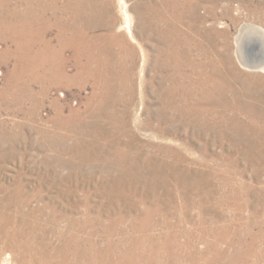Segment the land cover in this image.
<instances>
[{
  "label": "rangeland",
  "instance_id": "1",
  "mask_svg": "<svg viewBox=\"0 0 264 264\" xmlns=\"http://www.w3.org/2000/svg\"><path fill=\"white\" fill-rule=\"evenodd\" d=\"M81 1L0 0V264H264V0Z\"/></svg>",
  "mask_w": 264,
  "mask_h": 264
},
{
  "label": "bare ground",
  "instance_id": "2",
  "mask_svg": "<svg viewBox=\"0 0 264 264\" xmlns=\"http://www.w3.org/2000/svg\"><path fill=\"white\" fill-rule=\"evenodd\" d=\"M26 1V0H25ZM28 1V0H27ZM30 1H32V0H30ZM35 2H38L39 0H34ZM54 3H53V5H56L57 4V1L58 0H52ZM84 0H82L81 2H83ZM161 1H163V2H168V1H172V2H174V4H177V2H178V0H161ZM30 3V2H29ZM66 3V2H65ZM30 4H32V3H30ZM67 4V3H66ZM70 4V3H69ZM78 4H80V3H78ZM88 4H89V1H88V3H87V6L84 8V10H82V9H80V8H83V4H81V5H76L77 7H80V8H78L79 10H77L76 11V14H75V16L74 15H71V16H69V18H68V20L67 21H76V20H78V19H83L84 18V16H82L83 14L84 15H86V16H88L85 12L87 11V10H85V9H88ZM93 4V3H92ZM63 5H64V1H63ZM68 5V4H67ZM85 5V4H84ZM99 5V4H98ZM30 6H32V5H30ZM72 6H74V5H72ZM93 6H95V5H93ZM104 6V5H103ZM98 7V6H97ZM6 8V7H5ZM59 8V7H58ZM62 8V7H61ZM76 8V7H75ZM91 8H93V7H91ZM95 8V7H94ZM93 8V9H94ZM99 8V7H98ZM108 8L109 7H107V12H108V14H109V11H108ZM33 9V8H32ZM55 9V8H54ZM66 9V8H65ZM71 9V8H70ZM72 9H73V7H72ZM93 9H92V12H93ZM37 10V9H36ZM43 10V9H42ZM69 10V9H68ZM66 12H67V10H65ZM98 11V10H97ZM96 11V12H97ZM52 12V11H51ZM57 12V11H56ZM37 13V12H36ZM71 13H72V11H71ZM70 13V14H71ZM89 13V12H88ZM94 13V12H93ZM104 13H106V12H104ZM55 14V13H54ZM1 15V14H0ZM91 15H93V14H91ZM97 15V14H96ZM21 16V15H20ZM41 16H43V17H45L44 15H38V16H36V17H41ZM98 16V15H97ZM104 16V15H103ZM107 16V15H106ZM24 17V16H23ZM99 17V16H98ZM110 17V16H109ZM20 18V17H19ZM34 18V17H33ZM53 18H54V20L58 23L59 22V20L55 17V15H53ZM21 19V18H20ZM25 19V18H24ZM35 19H37V18H35ZM89 19V18H88ZM91 19V18H90ZM101 19H102V17H101ZM54 20H52V21H54ZM92 20V19H91ZM99 20V19H98ZM12 21V20H11ZM54 21V25L55 26H58L57 25V23ZM97 21V20H96ZM158 21V20H157ZM0 22L1 23H3L4 22V19H1L0 20ZM29 22V21H28ZM83 22V21H82ZM100 22H101V20H100ZM24 23V22H23ZM22 23V24H23ZM32 23V22H31ZM90 23V22H89ZM81 24V23H80ZM87 25V24H86ZM91 25V24H90ZM103 25V24H102ZM15 27H17V26H15ZM21 27V26H20ZM25 27V26H24ZM26 27H27V25H26ZM31 27V26H30ZM91 27H92V25H91ZM90 27V28H91ZM94 27V26H93ZM81 28V27H80ZM83 28H85V27H83ZM96 29V28H95ZM246 29H248V28H246ZM245 29V30H246ZM15 30V29H14ZM31 30V29H30ZM85 30V29H84ZM244 30V31H245ZM34 31V30H33ZM94 31V30H93ZM14 32H16V31H14ZM83 32V31H82ZM91 32V31H90ZM242 32V31H241ZM256 32V31H255ZM255 32H253V33H255ZM43 33V32H42ZM80 33V32H79ZM84 33V32H83ZM257 33V32H256ZM255 33V34H256ZM17 34V33H16ZM21 34V33H20ZM26 34V33H25ZM65 34V31L63 30V29H61V31H60V37H62L63 35ZM68 34V33H67ZM80 34H82V33H80ZM241 34V33H240ZM244 34V33H243ZM242 34V35H243ZM29 35V34H28ZM78 35V34H77ZM257 35V34H256ZM19 36V35H18ZM36 36H37V34H36ZM85 36V34H83V37ZM5 37V36H4ZM10 37H12V36H10ZM34 37V36H33ZM32 37V38H33ZM77 37V36H76ZM171 37V36H170ZM257 37H259V35L257 36ZM24 38V37H23ZM86 38H88V37H86ZM96 38V37H95ZM109 38V37H108ZM15 39V38H14ZM19 39H20V37H19ZM26 39V38H25ZM91 39V38H90ZM13 40V39H12ZM29 40V39H28ZM33 40V39H32ZM45 40V39H44ZM84 40V39H83ZM86 40V39H85ZM255 40V39H254ZM8 41V40H7ZM27 41V40H26ZM65 40H59L58 41V46L60 47L61 46V49H62V47H63V42H64ZM94 41V43H95V40H93ZM109 41V40H108ZM259 41H264V39L262 40V38H261V40H259ZM39 42H41V41H39ZM52 42V41H51ZM97 42V41H96ZM16 43V42H15ZM238 43H239V41H238ZM246 43V42H245ZM264 43V42H263ZM17 44V43H16ZM28 44V43H27ZM40 44V43H39ZM41 44H42V46L44 47V48H48V49H51L50 51H51V54H55V53H53V47H51V44L49 43V42H45V41H42L41 42ZM97 44V43H96ZM112 44V43H111ZM21 45V44H20ZM16 46V45H15ZM34 46V45H33ZM55 46V45H54ZM85 46H88V44H87V42H83V47H85ZM242 45H240L239 44V48L242 50V47H241ZM247 46V45H246ZM262 46V45H261ZM29 47V46H28ZM248 47H250V46H248ZM15 48V47H14ZM97 48V47H96ZM258 48V47H257ZM43 49V48H42ZM56 49H57V47H56ZM59 49V48H58ZM82 49V48H81ZM85 49H87L86 47H85ZM164 49V48H163ZM262 49H263V53H262V55H263V57H262V60L264 61V48L262 47ZM49 51V52H50ZM56 51V50H55ZM59 51V50H58ZM83 51V50H82ZM129 51V50H128ZM247 51V50H246ZM15 52H18V53H21V49H20V47H18V49L16 48V50H15ZM91 52V51H90ZM59 53V52H58ZM82 53V52H81ZM95 53V52H94ZM243 53H245V52H243ZM247 53V52H246ZM84 54V53H83ZM47 55V54H46ZM82 56V55H81ZM91 56V55H90ZM179 56V55H178ZM177 56V57H178ZM244 56V55H243ZM46 57V56H45ZM64 57V56H63ZM134 57V56H133ZM87 58V57H86ZM96 58V57H95ZM21 59V58H20ZM29 59V58H28ZM46 59V58H45ZM44 59V60H45ZM0 60H2V59H0ZM35 60V59H34ZM174 60V59H173ZM242 60V62H243V59H241ZM259 60H260V58H259ZM20 61V60H19ZM22 61V60H21ZM30 61V60H29ZM37 61V60H36ZM41 61V60H40ZM263 61H261V62H263ZM8 62V61H7ZM24 63H25V61H23ZM31 62V61H30ZM86 62V61H85ZM134 62V61H133ZM3 63H4V61H3ZM6 63V62H5ZM47 63H48V61H47ZM50 63V62H49ZM81 63V62H80ZM89 63H90V61H89ZM89 63H87V64H89ZM94 63V62H93ZM19 64V63H18ZM38 64V63H37ZM43 64V63H42ZM61 64V60H57L56 58H55V56L54 55H52V59H51V64H49L50 66L51 65H54L55 67L57 66H59ZM64 64V63H63ZM86 64V65H87ZM97 64V63H96ZM107 64V63H106ZM249 64V63H248ZM48 65V66H49ZM93 65V64H92ZM104 66H105V64H103ZM108 65V64H107ZM124 65V64H123ZM254 65V63L251 65V66H253ZM20 66V65H19ZM27 66V65H26ZM39 66V65H38ZM45 66V65H44ZM88 66V65H87ZM102 66V65H101ZM247 66V65H246ZM249 66H250V64H249ZM248 66V67H249ZM22 67V66H21ZM37 67V66H36ZM46 67V66H45ZM94 67V66H93ZM165 67V66H164ZM262 67H264V66H262ZM15 68V67H14ZM47 68V67H46ZM45 68V69H46ZM88 68V67H87ZM87 68H85V69H87ZM100 68V67H99ZM29 69V68H28ZM33 69H34V67H33ZM52 69H53V67H52ZM89 69H93V68H89ZM14 70V69H13ZM19 70V69H18ZM59 70V69H58ZM25 71H27L26 70V68H25ZM55 71V70H54ZM88 71H90V70H88ZM11 72V71H10ZM17 72V71H16ZM56 72V71H55ZM59 72V71H58ZM95 72V71H94ZM27 73V72H26ZM61 73H62V71H61ZM111 73V72H110ZM22 74V73H21ZM60 74V73H59ZM58 74V75H59ZM18 75V74H17ZM24 75V74H23ZM93 75V74H92ZM16 76V75H15ZM12 77V76H11ZM17 77V76H16ZM50 77V76H49ZM52 77V76H51ZM57 77V76H56ZM63 77V76H62ZM132 77V76H131ZM20 78V77H19ZM46 78V77H45ZM58 78V77H57ZM96 79V78H95ZM94 79V80H95ZM130 78H128V80H129ZM132 79V78H131ZM10 80V79H9ZM68 80V79H67ZM21 81V80H20ZM43 81V80H42ZM9 82V81H8ZM56 82V81H55ZM59 82H60V80H59ZM62 82V81H61ZM12 84H13V82H12ZM16 84V83H15ZM58 84V83H57ZM10 85V84H9ZM109 85V84H108ZM130 85V84H129ZM57 86V85H56ZM16 87V86H15ZM49 87V86H48ZM53 88V87H52ZM14 89V88H13ZM2 91V90H1ZM99 93V92H98ZM4 98V97H3ZM111 100V99H110ZM55 101V100H54ZM125 103V102H124ZM129 116V115H128ZM121 121V120H120ZM137 121V120H136ZM126 124V123H125ZM153 126V125H152ZM121 127V126H120ZM74 129V128H73ZM109 132V131H108ZM111 135V134H110ZM2 218V217H1ZM6 223V222H5ZM8 225L9 224H11V223H7ZM1 227V226H0ZM1 229V228H0ZM5 233V232H4ZM29 234V233H28ZM13 235V234H12ZM14 236V235H13ZM13 236H10V240H13L14 239V237ZM24 236V235H23ZM18 237H20V236H18ZM138 239V238H137ZM222 239V238H221ZM19 240V239H18ZM134 240V239H133ZM20 241V240H19ZM144 242V241H143ZM21 244H22V242H21ZM27 245V244H26ZM139 244H137V245H135V247H133V249L132 248H128V249H126V250H124V251H119L118 252V255L116 254V256H117V259H116V264H140V263H138V261H137V258H140L139 256H135L134 254L136 253V252H134L133 250L135 249V251H138L137 249L140 247V245L138 246ZM143 245V244H142ZM25 246V245H24ZM29 247V246H28ZM79 247V246H78ZM165 247V246H164ZM26 248V247H25ZM115 248V247H114ZM119 248V247H118ZM160 248H163L162 246L160 247ZM160 248H158V253L155 255H152V256H150L151 258H155V257H159L160 255H159V251H161L160 250ZM111 249V248H110ZM148 249V248H147ZM147 249L145 248V251H147ZM155 249V248H154ZM152 250V249H151ZM150 251V250H149ZM248 251H249V249H248ZM74 252L76 253V251L74 250ZM113 252V251H112ZM157 252V251H156ZM243 253H244V251H242ZM250 252V251H249ZM148 253V252H147ZM147 253L146 252H144V255L146 256L147 255ZM153 253V252H152ZM30 254H32L33 255V251H31V253ZM58 254V253H57ZM63 254H64V252H63ZM61 255H62V253H61ZM82 255H83V253H82ZM84 255H86V254H84ZM143 255V256H144ZM246 255V254H245ZM244 255V256H245ZM35 256V255H34ZM43 256V255H42ZM64 256V255H63ZM144 256V259H146L147 261H148V263L147 264H154V263H152V261L153 260H151V259H149V257H145ZM248 256H250V255H247L246 257H248ZM32 257V256H31ZM94 257V256H93ZM141 257H142V255H141ZM210 257V256H209ZM243 257V255H241L240 253H238V254H233L231 257H229V256H226L225 255V253H216L215 255H214V257H212L211 258V260H209L208 262H206L205 264H241L240 262L242 261V258ZM35 258V257H34ZM37 258V257H36ZM44 258V257H43ZM55 258V257H54ZM63 258V257H62ZM61 258V259H62ZM84 258V257H83ZM104 258V257H103ZM165 258V257H164ZM208 258V257H207ZM214 258V259H213ZM51 259V258H50ZM57 259V258H56ZM56 259H55V261H56ZM72 259V258H71ZM34 259L33 258H31V262H33V263H35L34 261H33ZM76 260H77V258H76ZM82 261H81V263L80 264H88V262H85L86 260H89L88 258L87 259H81ZM100 260V259H99ZM46 261V260H45ZM52 261V260H51ZM62 261V260H61ZM66 261H68V260H66ZM93 261V260H92ZM104 261H106V260H104ZM140 261V260H139ZM48 263V262H47ZM52 263V262H51ZM54 263V262H53ZM59 263H60V261H59ZM93 263H94V261H93ZM96 263V262H95ZM94 263V264H95ZM58 264V263H57ZM65 264H67V263H65ZM69 264V263H68ZM74 264H76V263H74ZM79 264V263H78ZM101 264H103V263H101ZM161 264V263H160ZM245 264V263H244ZM248 264V263H247Z\"/></svg>",
  "mask_w": 264,
  "mask_h": 264
},
{
  "label": "water",
  "instance_id": "3",
  "mask_svg": "<svg viewBox=\"0 0 264 264\" xmlns=\"http://www.w3.org/2000/svg\"><path fill=\"white\" fill-rule=\"evenodd\" d=\"M252 69H254L253 67H251Z\"/></svg>",
  "mask_w": 264,
  "mask_h": 264
}]
</instances>
